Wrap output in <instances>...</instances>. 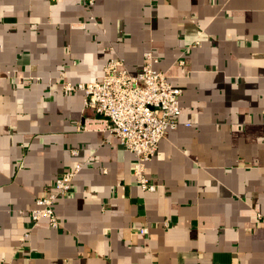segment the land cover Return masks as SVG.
I'll return each instance as SVG.
<instances>
[{"label":"crops","instance_id":"0c3cea01","mask_svg":"<svg viewBox=\"0 0 264 264\" xmlns=\"http://www.w3.org/2000/svg\"><path fill=\"white\" fill-rule=\"evenodd\" d=\"M146 50L182 90L149 192L59 82L98 80L112 56L135 73ZM78 162L58 226L32 223ZM0 264H264V0H0Z\"/></svg>","mask_w":264,"mask_h":264},{"label":"built area","instance_id":"2783aa9c","mask_svg":"<svg viewBox=\"0 0 264 264\" xmlns=\"http://www.w3.org/2000/svg\"><path fill=\"white\" fill-rule=\"evenodd\" d=\"M86 1L93 3V0ZM192 44H199V40ZM142 56V65L135 73L126 69L123 59L112 56L103 64L102 76L98 80L73 83L59 78V82L63 94L81 92L83 107L99 115L93 122L101 124L102 130L116 137L133 153L135 182L142 191L149 192L154 191L157 184L146 176V162L156 154L158 143L166 131L179 124L182 90L171 84L166 74L156 68L159 57L152 50L144 51ZM179 61L182 62L181 59ZM93 124L86 117L81 127L85 129ZM70 152L78 155L79 149L73 148ZM83 165V162H78L62 171L54 178L51 189L35 199V205L28 210L32 223L44 218L51 227L58 226L53 203L59 197L72 194L71 181ZM138 231L146 233L147 228L139 227Z\"/></svg>","mask_w":264,"mask_h":264}]
</instances>
